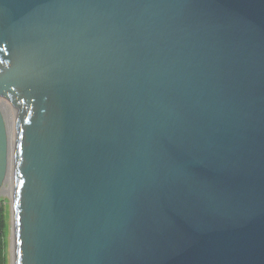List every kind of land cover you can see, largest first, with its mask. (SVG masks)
I'll use <instances>...</instances> for the list:
<instances>
[{
  "label": "water",
  "instance_id": "obj_1",
  "mask_svg": "<svg viewBox=\"0 0 264 264\" xmlns=\"http://www.w3.org/2000/svg\"><path fill=\"white\" fill-rule=\"evenodd\" d=\"M9 183L12 264H264V0H0Z\"/></svg>",
  "mask_w": 264,
  "mask_h": 264
},
{
  "label": "rangeland",
  "instance_id": "obj_2",
  "mask_svg": "<svg viewBox=\"0 0 264 264\" xmlns=\"http://www.w3.org/2000/svg\"><path fill=\"white\" fill-rule=\"evenodd\" d=\"M0 201L6 208V217L5 221L7 224L6 227V247H5V256H6V264H12V257H11V208H10V199L8 193H0Z\"/></svg>",
  "mask_w": 264,
  "mask_h": 264
},
{
  "label": "trees",
  "instance_id": "obj_3",
  "mask_svg": "<svg viewBox=\"0 0 264 264\" xmlns=\"http://www.w3.org/2000/svg\"><path fill=\"white\" fill-rule=\"evenodd\" d=\"M6 208L3 203L0 201V264H6V256H5V247H6Z\"/></svg>",
  "mask_w": 264,
  "mask_h": 264
},
{
  "label": "bare ground",
  "instance_id": "obj_4",
  "mask_svg": "<svg viewBox=\"0 0 264 264\" xmlns=\"http://www.w3.org/2000/svg\"><path fill=\"white\" fill-rule=\"evenodd\" d=\"M0 191H2L1 193H8V194H10V192H11V185H10V183L7 185V184H5L4 186H2V189H0Z\"/></svg>",
  "mask_w": 264,
  "mask_h": 264
}]
</instances>
